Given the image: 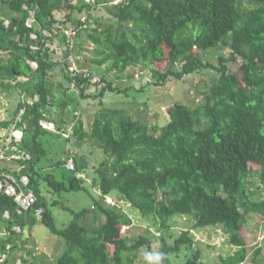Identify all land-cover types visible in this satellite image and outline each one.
<instances>
[{"label":"trees","instance_id":"obj_1","mask_svg":"<svg viewBox=\"0 0 264 264\" xmlns=\"http://www.w3.org/2000/svg\"><path fill=\"white\" fill-rule=\"evenodd\" d=\"M84 1H0L10 12L0 5V92L8 90L15 98L12 120L23 109L17 123L23 130L18 147L30 157L20 160V175L28 176L37 197L31 210L19 214L14 200L0 194V220L10 234L1 240L0 253L8 251V244L11 250L16 247L23 234L13 226L41 223L66 243L54 264H138L142 249L159 264H202L198 252L180 263L170 259L195 243L189 231L172 243L161 236L157 249L143 234L130 238L136 228L132 219L116 205L100 201L116 193V201L127 202L144 217H154L161 227L176 215L193 217L196 227L221 226L237 250L221 257L220 264L242 263L247 247L244 228L250 219L264 217V0H121L106 8L110 24L87 36L96 48L95 56L101 58L95 60L97 64L111 61L114 70L125 71L141 63L151 72L153 85L200 70L216 76L199 104L169 106V120L162 125L149 126L118 107L96 112L89 128L77 120L72 132L76 144H94L104 159L92 170L88 154L68 155L74 170H68L61 159L46 168L48 146L43 137L53 134L40 120L63 132L68 126L67 102L58 99L53 86L64 91L74 86L79 97H86L84 90L93 84L89 75L70 71L63 34L77 14L85 8L93 10ZM24 4L34 11L32 26L26 25L29 14ZM32 32L36 38L30 36ZM218 46L228 47L229 52L215 64L205 61L202 53ZM20 76L27 79L13 83ZM19 87L39 99L21 102ZM104 92L105 88L99 95ZM12 120L0 121V127H9ZM85 174L100 195L91 191ZM42 182L55 193L88 192L93 207L71 210V221L58 228L42 194ZM259 187L262 197L257 194ZM36 207L43 209L41 222L33 216ZM5 210L10 211L8 219ZM97 210L104 216L99 225ZM260 253L262 249L256 248L254 257ZM0 264H7V258Z\"/></svg>","mask_w":264,"mask_h":264},{"label":"rangeland","instance_id":"obj_2","mask_svg":"<svg viewBox=\"0 0 264 264\" xmlns=\"http://www.w3.org/2000/svg\"><path fill=\"white\" fill-rule=\"evenodd\" d=\"M76 1L74 0V2ZM119 1L121 0H92L91 3L95 4L92 7L93 10L89 11L87 8L83 10V15L88 20L87 27L77 32L73 44L70 45V48L74 49L72 59L67 60L66 57V60L67 63L73 64L77 68L78 71L75 72L81 71L83 76L89 75L93 84L84 90V93L88 94L86 97H79V92L74 86H71L68 91L59 89V86H53V91L58 96V99H65L67 102L64 117L68 121V126L65 127L66 129L63 132L55 124L45 120L47 126L54 128V131H50L53 135L47 134L43 137L45 145L48 146L47 159L43 160L46 168L50 166L51 162L58 159H61L65 163L68 155L88 154V160L91 162L90 165L94 164L92 170L104 159L105 156L101 149L94 144H76V137L72 132L73 125L77 120H81L84 127L89 128L96 112H99L103 107H118L127 109L130 115L134 118L139 117L149 126L154 124L162 125L169 120L166 111L169 106L175 103H182L191 107L199 104L202 100L203 92L216 76L209 70H200L180 80H173L164 85H153L150 82L152 81L151 72L145 69L141 63L137 66L128 67L125 71L114 70L111 61H105L101 65L97 64L95 60H100L101 58L95 56L96 48L87 38L88 33L96 28L97 30H102V28L110 24V19L105 9ZM90 12L96 15L91 16ZM87 29L88 31H85ZM45 31L43 30V33L46 36H50V32ZM65 47H67L66 43ZM67 49L69 53V48L67 47ZM227 52H229L228 47L218 46L204 51L202 57L205 61L215 64L218 57L227 54ZM26 79L20 76L18 79L12 81L15 83L17 80L25 81ZM103 88H105V92L101 96L99 94ZM4 92H8L9 96ZM18 93L21 102L25 98L27 101L33 100L32 96L28 95L27 90L24 88L21 89L19 87ZM34 95L37 96L38 100V94ZM14 103L15 98L8 90L0 92V121L12 120L11 113ZM54 108L56 109V107ZM19 119L20 113L12 120L9 127H0V155L7 156V153L11 154L20 151L18 144L22 138L18 141L14 139L9 141L13 128L22 129V126H18L17 124ZM22 154L28 153L23 151ZM2 160L0 158V166L4 168ZM83 177H85L84 180L91 188V191L97 196L100 195L98 187L92 184V178H89L86 174ZM40 186L42 187V194L47 201V207L50 209L58 228H63L71 221L73 218L71 210L77 212L84 207H89L90 209L93 207V200L88 192L55 193L43 182ZM262 193L263 187H259L257 194H260V197H262ZM54 201H57V203H53ZM100 201L103 204L110 203V205H116L120 211L126 213L132 219L134 226H136L133 231L134 234L132 236L129 235L130 238L143 234L151 238L154 249L159 248L161 236L168 243H172L181 233L189 231L195 243L191 247H183L178 254L171 256L172 262H183L188 255L198 252V259L202 264H220L221 257H227L237 250V247L229 242L221 226L196 227V221L193 217L189 215H176L170 218L164 227H161L159 220L154 217H144L127 202L116 201V193H111L104 200L100 199ZM97 213L99 215L95 223L99 225L104 221V216L99 210H97ZM87 218V220H90V213H88ZM36 219L38 220V218ZM38 222L41 221L38 220ZM23 230V234L17 240L16 247H12L11 250V245L9 244L10 250L7 255V264H54L56 257L66 249L63 237L52 233L41 223L25 226ZM8 236L10 234L5 229L3 221L0 220V242L8 238ZM243 236L247 243L246 257L240 264L264 263V258L262 257L264 254V217L250 219L244 228ZM24 240L25 243H22ZM256 248H261L262 253L254 257ZM145 252L144 249L139 252V260L136 263L159 264L154 256H148ZM17 259H20V262Z\"/></svg>","mask_w":264,"mask_h":264},{"label":"built area","instance_id":"obj_3","mask_svg":"<svg viewBox=\"0 0 264 264\" xmlns=\"http://www.w3.org/2000/svg\"><path fill=\"white\" fill-rule=\"evenodd\" d=\"M92 1V0H91ZM90 0H86V3H91ZM95 4H92V6H94ZM23 7L28 11L29 16L27 17L26 20V25L27 26H32L33 22L35 21L34 18V11L28 9L27 5L24 4ZM87 17L85 15L79 14L76 17V22L71 24L69 27H67L64 31V37H65V43L67 45V47L69 48V55L67 57L68 59H72V55L74 53V49L70 48V45L73 44L74 42V38L77 35V32H79L81 29H84L87 27ZM4 24L7 25L8 24V20L4 21ZM45 31V30H44ZM46 32V31H45ZM30 36L32 38H36V34L35 33H31ZM29 64L32 66V68H36V63L34 61H29ZM69 69L70 71H78L77 68L73 65V64H69ZM76 73H81V71L76 72ZM33 100L35 101L37 100V96H33L32 97ZM30 101V102H32ZM23 109L20 111V114L22 113ZM40 124L43 128L49 130V131H54V128L52 126H47V123L45 120H40ZM23 135V130L22 129H17V128H13L11 133H10V137H9V141H12V139H14L15 141H18L22 138ZM30 155L29 154H22V152H14V153H7V156L1 154L0 158L3 160H8V161H16L19 163V165L15 168L12 169L11 171L6 170L5 167L2 168L0 166V194H5L9 197H11L14 202L16 203V212L19 214H22L26 211L31 210L34 207V204L37 201V197L34 193V191L32 190V188L29 187V178L27 175L25 174H21L20 175V169H21V165H20V160L23 158H29ZM2 160V161H3ZM1 161V162H2ZM65 167L68 170H74L75 166H74V162L72 157H68L65 161ZM42 213H43V209L41 207H36L33 211V216L35 218H38L39 221L42 220ZM3 216L4 218L8 219L11 214L9 210H5L3 212ZM20 226L19 225H15L13 226V230L19 232L20 231ZM9 244L6 246V249L8 250L6 253H0V263L4 262L7 258V254L9 252ZM18 262H20V259H17Z\"/></svg>","mask_w":264,"mask_h":264},{"label":"crops","instance_id":"obj_4","mask_svg":"<svg viewBox=\"0 0 264 264\" xmlns=\"http://www.w3.org/2000/svg\"><path fill=\"white\" fill-rule=\"evenodd\" d=\"M0 1L3 2V0H0ZM0 5H2L4 7V11L6 13H10L9 10H8V8L6 7V3H3V4L0 3ZM2 164L4 165L5 169L6 170H9V171H11L12 169H15L19 165V163L16 162V161H8V160H3L2 161ZM19 232H24V230H23L22 227L20 228V231Z\"/></svg>","mask_w":264,"mask_h":264},{"label":"water","instance_id":"obj_5","mask_svg":"<svg viewBox=\"0 0 264 264\" xmlns=\"http://www.w3.org/2000/svg\"><path fill=\"white\" fill-rule=\"evenodd\" d=\"M169 107L166 109V111H168Z\"/></svg>","mask_w":264,"mask_h":264}]
</instances>
